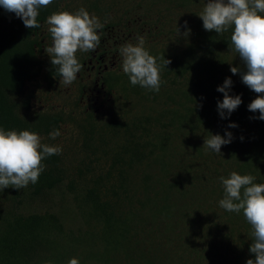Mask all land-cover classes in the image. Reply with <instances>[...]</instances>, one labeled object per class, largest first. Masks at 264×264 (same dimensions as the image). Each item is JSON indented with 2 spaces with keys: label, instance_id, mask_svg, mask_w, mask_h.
I'll return each mask as SVG.
<instances>
[{
  "label": "trees",
  "instance_id": "obj_1",
  "mask_svg": "<svg viewBox=\"0 0 264 264\" xmlns=\"http://www.w3.org/2000/svg\"><path fill=\"white\" fill-rule=\"evenodd\" d=\"M62 1L41 8L40 27L33 29L0 7V128L31 130L43 144L60 145L49 133L73 127V146L42 160L37 183L0 190V264H67L73 257L79 264L254 259L243 213L219 207V177L237 171L264 183V120L248 109L258 94L240 72H231L233 66L246 70L231 46L232 29H204L198 14L207 0H150L167 2L168 13L190 10L178 29L162 31L170 44L145 46L161 66L158 92L132 85L120 67L106 73L111 99L102 112L81 113L74 105L39 109L30 85L42 86L39 75L46 70L43 80L54 83L56 67L42 46L51 40L45 20L64 11ZM87 3L89 14L107 10L103 0ZM228 77L229 94L242 103L221 118L224 93L217 88ZM229 131L232 141L221 153L204 146L212 134Z\"/></svg>",
  "mask_w": 264,
  "mask_h": 264
},
{
  "label": "clouds",
  "instance_id": "obj_2",
  "mask_svg": "<svg viewBox=\"0 0 264 264\" xmlns=\"http://www.w3.org/2000/svg\"><path fill=\"white\" fill-rule=\"evenodd\" d=\"M51 3L52 0H0V7L15 13L25 27L33 29L40 27V9ZM198 16L207 31L220 34L232 29L231 46L246 70L233 66L231 72H240L242 82L258 94L248 109L259 112V117L254 118L264 120V0H207ZM45 25L52 40L51 45L45 47L46 53L61 78L60 85L68 87L81 71L77 52L96 50L100 44L97 29H102L103 25L84 7L74 13L67 10L53 12L46 18ZM184 34L188 35L187 32ZM144 45L143 36H139L135 44L122 45L119 50L121 67L132 85L158 92L161 66ZM165 63L168 65L171 61L165 59ZM232 84L231 77H228L217 88L224 93L223 100L218 102L221 118L230 116L242 103L240 95L229 94ZM236 126L235 123L229 125ZM61 135L60 129H55L49 133V138L55 140ZM232 138L230 131L225 136L212 134L205 139L204 146L221 153V146L230 143ZM41 141V136L31 130L0 128V190L8 187L22 189L29 183L38 182L44 170L42 160L62 152L61 145L43 144ZM219 181L224 192L219 207L228 212H242L252 229L253 242L249 250L255 258L248 259L246 264H264V183H255L254 176L237 171H231L227 177H219ZM67 264H79V260L73 257Z\"/></svg>",
  "mask_w": 264,
  "mask_h": 264
},
{
  "label": "rangeland",
  "instance_id": "obj_3",
  "mask_svg": "<svg viewBox=\"0 0 264 264\" xmlns=\"http://www.w3.org/2000/svg\"><path fill=\"white\" fill-rule=\"evenodd\" d=\"M62 2L64 10L73 13L80 8L81 4L88 9L87 0H63ZM162 4H164L165 7L168 3L160 1L159 4L154 5L150 0H103V5L107 9L106 12L101 15L98 12H92L91 15L98 17L102 25H104L105 22L118 25L121 41L117 43V45L109 47L112 51L115 49L120 50L122 45L129 42L133 44L137 43V38L139 36L145 38L144 46H149L151 44H170V41L173 39L171 37L167 38V35L163 34L162 31L167 33L169 30L178 29L180 21L189 18L190 10L179 8L173 13H168ZM162 10L167 14L163 15L161 12ZM135 19H138L137 23ZM160 19H162V21ZM46 54L45 57H48V54ZM116 60L115 67L118 69L121 67L120 55L116 57ZM40 82L44 83L45 80L41 79ZM30 86L31 100L36 108L42 109V104L48 106L46 108L61 103L69 104L67 102V94L59 90L63 89L65 86L61 88L59 85L60 88L57 87V90L55 89L54 91L49 90V87H40L38 83L31 84ZM75 110L82 111V108ZM72 128L70 126L67 127L64 132H61L62 135L55 139V142L60 143L63 148L66 147V150L73 146L70 142V136L73 132Z\"/></svg>",
  "mask_w": 264,
  "mask_h": 264
},
{
  "label": "flooded vegetation",
  "instance_id": "obj_4",
  "mask_svg": "<svg viewBox=\"0 0 264 264\" xmlns=\"http://www.w3.org/2000/svg\"><path fill=\"white\" fill-rule=\"evenodd\" d=\"M89 9L90 7H88L87 11ZM135 22L137 23L138 19H135ZM118 30L116 25L105 22L102 29H97L100 35V44L96 50L77 52L78 61L82 66L81 71L77 74V79L70 86L59 89L61 92L67 94V102L69 104H56L52 108L55 109L62 106L70 109V105H74L75 109L79 110L82 108V113H100L106 109L107 103L111 99L105 83L106 73L111 69L117 68L115 67L117 62L116 57L119 56V49L112 51L109 47L120 43L121 35H119ZM51 43L52 40H47L45 45L42 46V52L44 54H46L45 47L50 46ZM49 74L48 70L44 71L42 75H39V80L43 79L42 76H48ZM53 79L54 83L52 86H49L45 80L40 87H49L48 89L51 91L57 90V87H63V85H60L61 78L58 73L53 74ZM42 107L46 108L48 106L42 104Z\"/></svg>",
  "mask_w": 264,
  "mask_h": 264
}]
</instances>
